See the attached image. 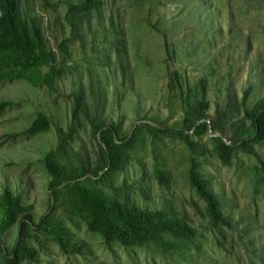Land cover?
Masks as SVG:
<instances>
[{
	"label": "rangeland",
	"instance_id": "obj_1",
	"mask_svg": "<svg viewBox=\"0 0 264 264\" xmlns=\"http://www.w3.org/2000/svg\"><path fill=\"white\" fill-rule=\"evenodd\" d=\"M17 1L62 72L54 80L47 67L37 81L25 72L0 79V104L9 103L0 111V264H264V186L256 170L264 140L232 148L264 102V0H101L85 14L69 13L80 0ZM201 101L209 115L203 135L155 130L183 125ZM41 116L50 125L28 132ZM99 120L117 125L120 138L136 129L133 144L116 149L127 159L115 170L106 167ZM51 151L66 176H82L80 184L54 181ZM193 159L232 227L211 222L190 184ZM83 187L164 211L197 235L172 240V249L108 243L76 208ZM6 190L24 207L10 220ZM28 213L34 225L21 237ZM47 215L65 241L85 245L83 253H65L47 226L38 228ZM10 256L16 261L8 263Z\"/></svg>",
	"mask_w": 264,
	"mask_h": 264
},
{
	"label": "trees",
	"instance_id": "obj_2",
	"mask_svg": "<svg viewBox=\"0 0 264 264\" xmlns=\"http://www.w3.org/2000/svg\"><path fill=\"white\" fill-rule=\"evenodd\" d=\"M103 3L101 0H80L69 7V13L85 14L99 9ZM25 21L19 15V3L17 0H0V79L7 78L19 73H30L38 80L41 70L49 68V78L54 80L62 71L55 67L56 57L52 51L45 47L41 30L37 23L32 20L25 25ZM173 89V85H171ZM173 90L171 92V95ZM248 95V92H247ZM80 99L77 98V104ZM8 102L0 104V111L8 106ZM207 103L198 102L187 116L185 123L181 126L156 125L155 130L159 133L175 138L200 136L207 131L208 116L206 111ZM253 117L254 123L251 129L242 136L232 148L236 150H249L251 144L264 140V102ZM50 122L46 116H41L28 132H36L47 128ZM95 131L101 138V145L107 158V165L110 170H115L119 165L124 164L127 157L117 154V148L127 147L133 144L136 137V129L130 136L118 137V127L115 124L107 123L106 120H99L95 124ZM223 143V139H222ZM225 148H229L223 143ZM226 160H229V156ZM58 161L56 151H51L46 158V165L53 175L57 184L74 183L80 184L82 176L78 174L66 176L64 169ZM260 174L261 182L264 186V163L256 167ZM96 175V174H95ZM101 175V174H100ZM72 176V177H71ZM90 177V175H88ZM190 184L195 192L203 197L207 204V211L211 222L215 225L232 227L229 217L221 213V201L213 190L207 187L202 179L200 163L192 160L189 172ZM53 182V185H57ZM56 187L53 186V189ZM3 194L4 217L10 220L13 215L24 209L11 195L9 190ZM77 210L84 214L91 229L102 228L103 238L106 242H118L124 246H159L164 249H172L175 239H195L197 232L189 225L170 218L164 211H151L139 209L122 204L117 200L104 195L103 192L80 188L77 192ZM26 219L19 225V234L24 237L28 226H33L32 214H26ZM48 228V232L60 243L61 249L65 253L84 252L83 243H70L65 241V234L62 229L49 220V216H43L38 228ZM63 232V233H62ZM34 251L23 249V256L32 258ZM15 256V255H14ZM10 258V257H9ZM16 259L9 260L8 263L15 262Z\"/></svg>",
	"mask_w": 264,
	"mask_h": 264
},
{
	"label": "water",
	"instance_id": "obj_3",
	"mask_svg": "<svg viewBox=\"0 0 264 264\" xmlns=\"http://www.w3.org/2000/svg\"><path fill=\"white\" fill-rule=\"evenodd\" d=\"M14 256H10V258H13Z\"/></svg>",
	"mask_w": 264,
	"mask_h": 264
}]
</instances>
